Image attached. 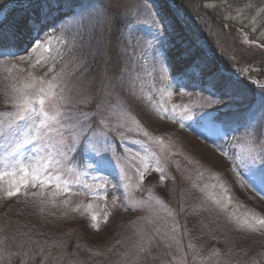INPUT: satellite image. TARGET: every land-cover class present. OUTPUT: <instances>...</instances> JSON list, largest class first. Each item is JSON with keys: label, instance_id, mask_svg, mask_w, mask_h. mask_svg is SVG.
Segmentation results:
<instances>
[{"label": "rangeland", "instance_id": "rangeland-1", "mask_svg": "<svg viewBox=\"0 0 264 264\" xmlns=\"http://www.w3.org/2000/svg\"><path fill=\"white\" fill-rule=\"evenodd\" d=\"M185 1L174 16L256 99L176 76L153 0H84L0 42V264H264V0Z\"/></svg>", "mask_w": 264, "mask_h": 264}, {"label": "trees", "instance_id": "trees-1", "mask_svg": "<svg viewBox=\"0 0 264 264\" xmlns=\"http://www.w3.org/2000/svg\"><path fill=\"white\" fill-rule=\"evenodd\" d=\"M10 0L0 1V12L9 4ZM16 4L7 8L9 12L6 15V21L0 25V42L7 47H17L18 49L26 48L31 45L33 38V23H39L41 28L38 35L42 31H49L55 25V19H62L61 14H57L63 10L69 15L75 6L82 4L84 0H44L36 3V0H11ZM160 8L177 28V35L174 37L171 48L167 54L168 64L171 71L175 73L183 82L187 81L190 76L197 70L208 71L209 74H215V80L209 76L203 78L204 83H211L221 96H242L252 97L256 99V91L250 87H244L242 83L233 80L227 74H224L217 66L216 62L197 45L184 30L181 20L174 16L170 6L165 0H156ZM177 4L186 6L185 0H173ZM198 1V0H195ZM57 2V3H54ZM28 3V4H26ZM57 4V5H54ZM44 8L49 11L45 13ZM64 14V15H65ZM46 27V28H45ZM260 64L264 67V57L259 58ZM258 63V62H257ZM1 108V106H0ZM245 110L236 112L223 113L220 116V122L225 128L242 124Z\"/></svg>", "mask_w": 264, "mask_h": 264}, {"label": "bare ground", "instance_id": "bare-ground-1", "mask_svg": "<svg viewBox=\"0 0 264 264\" xmlns=\"http://www.w3.org/2000/svg\"><path fill=\"white\" fill-rule=\"evenodd\" d=\"M157 5H159L158 4V2L156 1V0H153ZM170 1V0H169ZM168 0H165V2H166V4H168L169 6H170V8L171 7H174L175 9H178V10H181L180 8V6L176 3V2H174L173 0H171L172 2H169ZM172 5V6H171ZM160 7V6H159ZM185 19V17H184V15H182V17H181V21H183ZM184 23V22H183ZM185 26V25H184ZM184 30H186V29H184ZM188 30V29H187ZM186 30V33L190 36V38L193 40L194 39V41H195V38H193V36L191 35V32H189V31H187ZM197 41H199L198 39H197Z\"/></svg>", "mask_w": 264, "mask_h": 264}, {"label": "water", "instance_id": "water-1", "mask_svg": "<svg viewBox=\"0 0 264 264\" xmlns=\"http://www.w3.org/2000/svg\"><path fill=\"white\" fill-rule=\"evenodd\" d=\"M169 2H172L171 0ZM172 6V5H171Z\"/></svg>", "mask_w": 264, "mask_h": 264}]
</instances>
